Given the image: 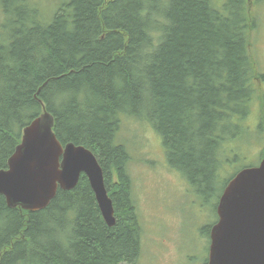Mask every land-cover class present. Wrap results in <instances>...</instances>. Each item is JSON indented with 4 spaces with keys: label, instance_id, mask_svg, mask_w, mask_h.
Instances as JSON below:
<instances>
[{
    "label": "trees",
    "instance_id": "trees-1",
    "mask_svg": "<svg viewBox=\"0 0 264 264\" xmlns=\"http://www.w3.org/2000/svg\"><path fill=\"white\" fill-rule=\"evenodd\" d=\"M250 3L67 0L45 22L30 0H0V169L46 110L61 144L97 157L115 216L113 226L104 222L83 174L41 210L9 207L0 195V264L135 263L142 227L129 148L117 135L123 116L157 132L166 164L202 199L214 194L224 143L247 133L240 121L258 102L264 133Z\"/></svg>",
    "mask_w": 264,
    "mask_h": 264
},
{
    "label": "rangeland",
    "instance_id": "rangeland-1",
    "mask_svg": "<svg viewBox=\"0 0 264 264\" xmlns=\"http://www.w3.org/2000/svg\"><path fill=\"white\" fill-rule=\"evenodd\" d=\"M30 1L43 10L45 22L67 2ZM226 1L213 0L217 7ZM250 10L257 24L251 52L264 74V0H252ZM262 86L264 89V82ZM259 103L240 121L247 126V133L224 143L228 159L218 169L214 194L205 200L182 174L166 164L160 136L148 123L121 117L117 135L129 148L127 172L142 227L141 253L134 264H199L207 257L208 228L215 222L214 205L221 187L241 168L256 165L263 154L264 133L257 131Z\"/></svg>",
    "mask_w": 264,
    "mask_h": 264
},
{
    "label": "water",
    "instance_id": "water-1",
    "mask_svg": "<svg viewBox=\"0 0 264 264\" xmlns=\"http://www.w3.org/2000/svg\"><path fill=\"white\" fill-rule=\"evenodd\" d=\"M53 125L44 110L22 129L7 167L0 169V195L9 207L41 210L58 188L72 190L83 174L104 222L113 226L112 199L97 157L82 145L61 144ZM215 210L206 264H264V158L229 178Z\"/></svg>",
    "mask_w": 264,
    "mask_h": 264
}]
</instances>
